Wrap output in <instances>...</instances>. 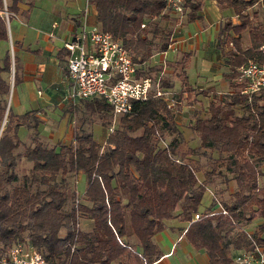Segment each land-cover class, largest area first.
Returning a JSON list of instances; mask_svg holds the SVG:
<instances>
[{
  "label": "trees",
  "instance_id": "obj_1",
  "mask_svg": "<svg viewBox=\"0 0 264 264\" xmlns=\"http://www.w3.org/2000/svg\"><path fill=\"white\" fill-rule=\"evenodd\" d=\"M213 1L230 9L237 20L233 24L225 19L217 33L221 50L223 44H232L223 53L230 92L193 90L183 71L186 55L177 62L180 73L175 76L186 104L195 101L193 91L209 97L206 116L200 117L196 110L192 114L189 128L199 140L193 149L184 147L173 112L160 98L134 102L130 113L117 117L103 145L93 139L91 126L109 127V107L100 98L84 100L71 144L48 145L35 112L16 114L9 106L12 59L7 46L0 56V258L14 244L28 242L42 253L45 264H151L160 257L152 236L162 230L164 220L177 215L176 208L177 216L188 222L185 239L205 253L206 264H233V251L249 250L252 242L264 244V92L239 94L242 84L233 81L235 67L248 60L264 65V16L258 20L255 12H247L257 0ZM21 2L0 0V41L9 40L2 12L16 14ZM87 3L95 10L98 28L124 45L133 63L143 65L152 54L166 50L170 32L159 23L166 18L163 0ZM201 4L202 0H183L185 16L196 18ZM243 32L246 48L241 47ZM13 61L15 87L20 81L15 54ZM142 65L136 77L148 75L150 68ZM160 86L171 87L163 78ZM21 127L29 132L28 143L18 135ZM155 132L159 138L174 133L166 149ZM77 174L84 176L85 189L75 208ZM215 177L220 192L233 184L227 200L217 199L228 216H208L207 211L191 220L206 185ZM75 216L79 229L69 252ZM81 218L91 222L89 229H81ZM254 219L260 223L247 232Z\"/></svg>",
  "mask_w": 264,
  "mask_h": 264
},
{
  "label": "crops",
  "instance_id": "obj_2",
  "mask_svg": "<svg viewBox=\"0 0 264 264\" xmlns=\"http://www.w3.org/2000/svg\"><path fill=\"white\" fill-rule=\"evenodd\" d=\"M42 1L46 0H22L18 12L9 18L7 24L9 40L8 42L0 41V56L9 44L12 48V56L14 57L15 54L19 66L20 81L15 87L12 83L14 112L16 114L28 111L35 112L41 121L38 130L48 145H69L73 139L75 119H72V109L65 99L66 51L62 48V41L70 40L82 23L87 27H98L96 13L93 6L87 3V0H85L84 5L79 3V7H76L75 0L69 2L67 6L69 12L64 7H57L53 3L54 0H48L50 4L48 3L41 9ZM254 5L256 4L252 6ZM183 12L185 15V11ZM167 14L169 15L170 12L164 13V15ZM227 18L233 24L237 22L230 9L217 6L213 0H205L203 7L197 12L196 18L188 19L186 17L181 25L178 23V27L170 32L168 48L163 52L152 54L142 67L153 69L156 75H160L161 79L166 80V84L171 85V87H165L166 90L175 91L177 96L184 99V103L185 95L181 93L180 87L178 90L174 89V84H179V80L177 81L173 67L177 65L183 54L186 55L183 71L187 77V69L198 60L197 56H199L208 60L205 62H210L209 64H202V72L206 70L208 65H210L211 72L219 70L218 68H222L223 71L204 77L202 83H194L193 86L190 84L191 88L195 91L214 88L217 94L230 92L231 80L227 77L229 67L227 59L223 55L229 47L227 44H223L224 50L220 49L221 36L218 37L217 34L221 27V20ZM247 46L248 41L247 45L241 43L242 48ZM155 58L158 60H154ZM10 79L13 80V73ZM196 97V103L200 102ZM205 99L208 102L209 97H205ZM81 102L76 104L73 115L80 108ZM191 108L193 113L195 109L193 106ZM183 109L185 111V108ZM187 112L189 113L188 107ZM173 113V123L177 129L180 123L174 120L176 117ZM96 125L91 126V134ZM105 129L102 128L101 130L102 137L98 141L100 145H103L107 135ZM198 174L196 173V176ZM213 188V186L206 185L204 192L209 194L210 204L202 211L197 210L198 214L218 208L214 201ZM215 199L217 200V198ZM219 205L221 206L220 202ZM174 212L178 215L179 209L176 208ZM177 215L164 220L162 230L152 236V242L159 250L160 257L151 264H206L205 253L202 250L194 249L183 235L188 222ZM90 225L91 222L88 219L81 218L80 227L82 230L89 229ZM262 236L264 234H261ZM127 239L135 245V239L132 236ZM261 247L264 251V244ZM135 250H138L137 246H135Z\"/></svg>",
  "mask_w": 264,
  "mask_h": 264
},
{
  "label": "built area",
  "instance_id": "obj_3",
  "mask_svg": "<svg viewBox=\"0 0 264 264\" xmlns=\"http://www.w3.org/2000/svg\"><path fill=\"white\" fill-rule=\"evenodd\" d=\"M163 2V12L168 11L174 15L183 12V0H163ZM258 3L263 5L264 0H257L255 4ZM3 15L8 24L13 14L4 9ZM227 46L232 48L231 42H227ZM62 48L66 51L65 99L72 109V114L79 101L100 98L109 107L111 115V124L107 128L109 133L117 117L131 112L134 102L160 98L168 110L174 111L172 92L161 88L160 75L136 77V70L142 64L133 63L125 46L112 39L107 32L101 31L98 27H87L82 23L70 40L62 41ZM234 71L236 76L233 81L242 84L238 90L239 94L264 92V65L248 60L235 67ZM11 82L13 83V80ZM155 135L159 138L157 132ZM159 144L162 148H167V143L162 138H159ZM78 176L79 174L74 178V187ZM74 193V207L77 208L83 195L79 197L75 190ZM214 201L218 208L209 211L207 215L214 216L219 213L228 216L218 200L214 198ZM198 217L199 214L194 213L191 220H196ZM75 219L73 239L67 244L69 252L74 250L76 233L79 229L77 216ZM232 262L233 264H264V251L261 246L252 242L249 250L236 251L232 256ZM0 264H45V259L42 253L28 242H19L0 258Z\"/></svg>",
  "mask_w": 264,
  "mask_h": 264
},
{
  "label": "rangeland",
  "instance_id": "obj_4",
  "mask_svg": "<svg viewBox=\"0 0 264 264\" xmlns=\"http://www.w3.org/2000/svg\"><path fill=\"white\" fill-rule=\"evenodd\" d=\"M72 1H74V0H54L53 3L55 5H57V7H60V8L64 7L69 12V8H67V6H68L69 2H72ZM204 1L205 0H202L201 8L203 7ZM48 3L50 4V1H48V0L42 1L41 9H43L45 6H47ZM74 3L76 4V7H79V3H80V5H82V4L84 5L85 4V0H75ZM37 6H39V5L37 4ZM72 9H74V8L72 7ZM247 12H250V13L255 12L256 17L258 18V20H260V18L262 16H264V4L262 6V4L258 3V4L254 5V6H252L251 8H249L247 10ZM2 14H3V12H2ZM169 15L168 14L165 15L166 18L160 19V22H159L160 23V26L162 28H164L165 30H168L169 32H171L174 28L178 27L177 26L178 23H180V25H181L185 21V19H186L185 15H184V12H182L180 15H174V14H171V13ZM224 20L225 19L221 20L220 23L222 24L224 22ZM9 25H10V23H9ZM247 41L248 40H247V37H246V32H243L241 34V43H244V44L247 45ZM8 47H9V50H10V45L9 44H8ZM6 48H7V46H6ZM10 53H11V50H10ZM202 55H204V53H202ZM197 57H198V60H196V62L193 63V65H190L189 68L187 69V77H188L187 83L189 85L191 84V86H193L194 83H202V79L204 77L212 76L213 73H216V72L221 73L223 71L222 68H218L219 70H217L215 72H213V71L211 72L210 65H208L207 68H206V70L202 72V70H201L202 64H209L210 62L207 63V62H205V61H208L207 59L200 58L199 56H197ZM154 60L157 61L158 59L155 58ZM149 61H151V60H149ZM173 69H174V72L175 73H177V74L180 73L179 72V68H178L177 65H175L173 67ZM153 71H154L153 69L149 70L148 75H153V77L156 76V73L153 72ZM178 80H179V78L177 77V81ZM179 87H180V85L178 83L174 84V89L178 90ZM11 88H12V83H11ZM215 89H217V88L215 87ZM173 92L171 94V97H172V99L174 101V110H175V113H173V114L176 117L174 120H176L177 122L180 123L179 126H178V128H177L179 131L178 130L177 131L182 136V140H183L184 147H189V148H192V149L193 148H196L198 146V139H197L196 135L189 128L190 125L193 122V120H192L193 119V116H192L193 113L191 112V110H192L191 106H193V108L196 111H198V115L200 114L199 115L200 117H205L206 116V114H205L206 113L205 112L206 108L205 107L207 105V100L205 99V97H203L201 95H198V94L195 95L196 92L193 91L192 96L194 97V99L197 96L196 98H198L199 99L198 101H200V102L196 103L197 101L195 99V101H193L191 105H187L185 102L183 103V100L184 99H182L179 96H177L176 95L177 93L175 91H173ZM177 97L180 98V99H178ZM177 99L180 100V103H178V100ZM9 106H11V109H13V107H14V101L12 100V93H11V98H10V104H9ZM187 107L189 108V113L187 112ZM183 108H185V111H184ZM72 116H73L72 117L73 120L76 119L74 117H77V110L75 111L74 115L72 114ZM5 123H6V120L3 122V125ZM103 129H105V128H103ZM101 130H102V128L99 125H96V127L94 126L93 129H92V131H93L92 137H93V139L96 142H98L101 139V137H102V134H101L102 131ZM105 130H106V133H107V129H105ZM173 134H171V133L168 134V135L165 134L162 139L166 143H168V141L173 136ZM18 135H19L20 139L23 142H25V143H28L29 142V132L25 128H23V127L19 128ZM212 153H213L212 155L215 156V152H212ZM206 154H208V151H207ZM204 161H205L204 158H199L198 159V162L199 163H204ZM196 177L198 179L199 178L201 179V174L199 173ZM218 183H219V179L215 177L213 179L212 183L208 184V186H213L214 189H216L219 192L218 195L215 194V197L219 201H221V200H223V201L224 200H227V198H228L227 197V194L229 192V188H230V190H232L233 184L230 183V186L227 188V191H221L220 192L219 191L220 189H219ZM71 186H72V181H71ZM84 189H85V178L81 174L76 179V185H75L76 195H78L79 197H81L83 195V193H84ZM209 204H210L209 194L206 193V192H203L202 195H201L199 204L197 206V210L202 211ZM259 223H260V220L259 219L252 220L247 225L246 231L247 232L253 231V229Z\"/></svg>",
  "mask_w": 264,
  "mask_h": 264
},
{
  "label": "water",
  "instance_id": "obj_5",
  "mask_svg": "<svg viewBox=\"0 0 264 264\" xmlns=\"http://www.w3.org/2000/svg\"><path fill=\"white\" fill-rule=\"evenodd\" d=\"M10 50H11L10 55H11V59H12V73H13V57H12V48L11 47H10ZM7 110H8V106H7ZM6 115H7V112L5 113V117H6Z\"/></svg>",
  "mask_w": 264,
  "mask_h": 264
}]
</instances>
